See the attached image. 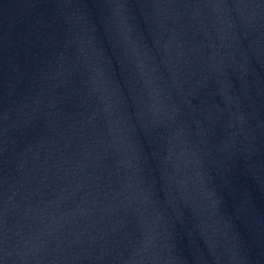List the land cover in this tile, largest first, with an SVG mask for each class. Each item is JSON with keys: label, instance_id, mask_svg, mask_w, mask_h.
Instances as JSON below:
<instances>
[{"label": "water", "instance_id": "water-1", "mask_svg": "<svg viewBox=\"0 0 264 264\" xmlns=\"http://www.w3.org/2000/svg\"><path fill=\"white\" fill-rule=\"evenodd\" d=\"M0 264H264V0H0Z\"/></svg>", "mask_w": 264, "mask_h": 264}]
</instances>
